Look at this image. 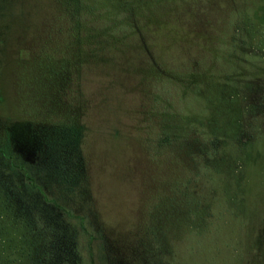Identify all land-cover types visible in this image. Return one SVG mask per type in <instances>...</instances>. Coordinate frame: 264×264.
Returning <instances> with one entry per match:
<instances>
[{
    "label": "rangeland",
    "instance_id": "1",
    "mask_svg": "<svg viewBox=\"0 0 264 264\" xmlns=\"http://www.w3.org/2000/svg\"><path fill=\"white\" fill-rule=\"evenodd\" d=\"M7 141L0 264H264V0H0Z\"/></svg>",
    "mask_w": 264,
    "mask_h": 264
},
{
    "label": "trees",
    "instance_id": "2",
    "mask_svg": "<svg viewBox=\"0 0 264 264\" xmlns=\"http://www.w3.org/2000/svg\"><path fill=\"white\" fill-rule=\"evenodd\" d=\"M9 142L7 141V142H5L4 144H3V146H1L0 147V163L3 165V166H6L7 167V162L9 161V160H14L13 159V157H12V155L11 154H9V151H8V147H9V144H8ZM9 159V160H8ZM14 167L16 168V170H19V171H21L20 169H22L23 167L25 168V167H27L26 165H17V164H15L14 165ZM57 169H58V175L61 173V174H65L66 173V170H67V167L65 168V166H63V165H58V167H57ZM60 172V173H59ZM9 174H13L14 176H16L17 177V180H18V178L19 179H21V174H19V172H17L16 171V173L13 171V170H11V172H9ZM7 175V174H6ZM5 175H3L2 177H0V179L2 180V181H4V179H3V177H4ZM26 176H27V179H35L32 175H31V172L30 171H28L27 173H26ZM64 176H66V175H64ZM14 184H15V186L13 187L14 188V190L16 189V191L19 193V198L21 199V200H23L25 203L24 204H28V201H27V196H24L26 193H24L23 192V190H20L18 187H17V185H16V183H15V180H14ZM44 197H47L46 195H44ZM56 204L58 205V216L61 218L59 221H58V224H57V226H55L53 223H52V228H51V226H50V221L48 220V221H46V220H44L43 221V219H45V218H43V216H44V214L46 215L47 213H45V209L43 210L44 211V213L42 212V211H40L39 212V210H38V207H36V208H34V206H33V208L34 209H31L30 208V210H34L35 211V209H36V211H35V213H37L38 214V216H37V218H36V220H35V223L40 227V226H42V223L44 224L45 223V225H46V227H49L50 228V230H51V237H52V240H51V243L53 242V240H55V243H54V245L52 244V247H54V249H55V251L58 249V241H57V239L59 238V235H61L62 237H63V239H64V247H65V250H66V253H67V250H69V244H68V242H67V238H68V236H66V232H67V230H68V232H69V229L72 227V225H71V223H70V221H69V219H68V217H67V210L66 209H64L63 207H62V205H60L59 203H57L56 202ZM60 214V215H59ZM69 217L70 218H72V217H76V216H74V215H72V213L70 212V215H69ZM37 227V226H36ZM73 228V227H72ZM80 228L82 229V230H85V227H84V225H83V220L81 221V224H80ZM77 231V230H76ZM78 232V231H77ZM53 233L55 234L54 235V238H53ZM52 249V248H51ZM67 256H68V253H67ZM67 256H66V258H67Z\"/></svg>",
    "mask_w": 264,
    "mask_h": 264
}]
</instances>
